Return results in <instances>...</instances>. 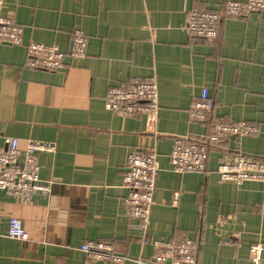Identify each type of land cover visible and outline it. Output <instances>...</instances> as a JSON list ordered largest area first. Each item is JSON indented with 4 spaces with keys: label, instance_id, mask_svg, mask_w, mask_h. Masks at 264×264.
<instances>
[{
    "label": "crops",
    "instance_id": "crops-1",
    "mask_svg": "<svg viewBox=\"0 0 264 264\" xmlns=\"http://www.w3.org/2000/svg\"><path fill=\"white\" fill-rule=\"evenodd\" d=\"M2 1L23 46L0 45V150L18 140L22 150L38 142L55 151L38 155L49 196L19 205L0 192L3 234L17 219L30 237L0 238V264H98L80 252L85 242L113 243L125 264H152L154 250L128 232L124 176L133 150L160 157L149 235L193 240L197 264H251V244L264 243V183H221L218 168L233 154L264 159V13L222 20L217 41L207 43L188 36L187 14L248 0ZM75 30L88 40L86 59L56 74L28 68L30 42L67 53ZM130 80L158 85L152 129L105 110L107 92ZM203 89L215 120L250 122L259 133L211 146L206 174L180 175L168 157L175 140L206 137L209 122L189 116Z\"/></svg>",
    "mask_w": 264,
    "mask_h": 264
},
{
    "label": "built area",
    "instance_id": "built-area-1",
    "mask_svg": "<svg viewBox=\"0 0 264 264\" xmlns=\"http://www.w3.org/2000/svg\"><path fill=\"white\" fill-rule=\"evenodd\" d=\"M4 3L0 0V45L23 46V29L11 17L3 15ZM264 13V0H248L246 3L229 2L220 13L187 14L184 30L191 39L207 43L217 41L221 21L227 18H245ZM254 49L253 40L245 43ZM88 40L75 30L70 38L69 52L64 53L54 46L35 42L27 45V66L33 71L60 73L74 62L87 58ZM105 110L118 118H142L147 127L156 126L159 113L158 85L154 80H130L110 89L105 97ZM214 102L210 92L203 89L189 110L190 119L198 123L209 122L207 135L202 141L191 138L178 139L168 157L173 170L180 174H206L210 148L222 142L257 136L256 125L245 121H218L213 117ZM7 147L0 150V192L19 205H31L37 196H49L51 186L40 180L39 154H52L50 144L29 142L22 150L18 140H7ZM159 155L154 150H133L125 163L124 189L127 191L125 206L129 220L128 232L141 237L143 247L154 250L152 264H197V244L178 236L165 241L148 233L156 184L159 176ZM221 183L242 185L245 182L264 183V159L243 154H233L218 168ZM178 206V195L172 202ZM4 222L0 217V238L28 242L30 237L22 222L10 219L3 234ZM80 252L92 263L125 264L122 256L109 242H85ZM248 260L251 264H264V243L256 241L250 246Z\"/></svg>",
    "mask_w": 264,
    "mask_h": 264
}]
</instances>
